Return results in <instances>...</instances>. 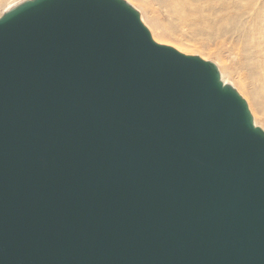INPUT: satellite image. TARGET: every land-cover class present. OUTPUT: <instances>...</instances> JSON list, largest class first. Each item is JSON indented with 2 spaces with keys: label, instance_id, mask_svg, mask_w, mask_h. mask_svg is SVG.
<instances>
[{
  "label": "water",
  "instance_id": "1",
  "mask_svg": "<svg viewBox=\"0 0 264 264\" xmlns=\"http://www.w3.org/2000/svg\"><path fill=\"white\" fill-rule=\"evenodd\" d=\"M0 264H264V130L126 0L0 16Z\"/></svg>",
  "mask_w": 264,
  "mask_h": 264
},
{
  "label": "bare ground",
  "instance_id": "2",
  "mask_svg": "<svg viewBox=\"0 0 264 264\" xmlns=\"http://www.w3.org/2000/svg\"><path fill=\"white\" fill-rule=\"evenodd\" d=\"M24 1L0 0V16ZM126 1L139 11L142 22L155 41L173 45L186 54H198L215 63L223 83L231 84L242 97H247L254 124L264 127V0ZM158 9L173 15L182 24L195 25L201 30H223L231 44L230 57L237 59L242 70V78L237 79L238 85L232 81L231 68L219 56L212 58L204 50L187 49L169 40L166 36L168 30L159 20Z\"/></svg>",
  "mask_w": 264,
  "mask_h": 264
},
{
  "label": "rangeland",
  "instance_id": "3",
  "mask_svg": "<svg viewBox=\"0 0 264 264\" xmlns=\"http://www.w3.org/2000/svg\"><path fill=\"white\" fill-rule=\"evenodd\" d=\"M163 13L165 14L166 12H163L162 9H158L159 20L166 26L168 30L166 36L169 40L180 44V46L187 47V49L204 50L210 53L212 58L219 56L231 68V73L234 76V80H236L232 81L238 85L237 79L242 78V70L237 64V59L235 58V60H233L234 58L230 57V53H232L231 44L229 40H226L228 36L223 30L216 28L201 30L195 25L179 23L173 15L168 13L164 15ZM243 98L247 101V97L243 96ZM258 126L264 130L261 124Z\"/></svg>",
  "mask_w": 264,
  "mask_h": 264
}]
</instances>
